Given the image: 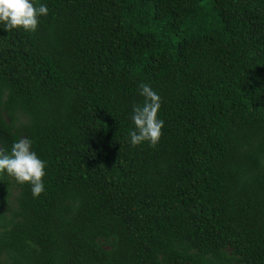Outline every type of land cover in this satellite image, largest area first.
I'll list each match as a JSON object with an SVG mask.
<instances>
[{"label":"trees","instance_id":"1","mask_svg":"<svg viewBox=\"0 0 264 264\" xmlns=\"http://www.w3.org/2000/svg\"><path fill=\"white\" fill-rule=\"evenodd\" d=\"M0 26V264H264V0H44ZM147 83L164 124L128 141Z\"/></svg>","mask_w":264,"mask_h":264},{"label":"clouds","instance_id":"2","mask_svg":"<svg viewBox=\"0 0 264 264\" xmlns=\"http://www.w3.org/2000/svg\"><path fill=\"white\" fill-rule=\"evenodd\" d=\"M44 0H0V26L9 29L35 31L38 17L48 14ZM143 97L142 103L133 104L131 122L134 126L128 130V143L136 146L147 142L154 146L161 135L164 124L157 113L160 109V96L149 84L141 82L137 86ZM47 162L32 148V140L20 137L12 141L8 152L0 153V171L10 175L18 184L27 183L33 198L45 191L43 177Z\"/></svg>","mask_w":264,"mask_h":264}]
</instances>
